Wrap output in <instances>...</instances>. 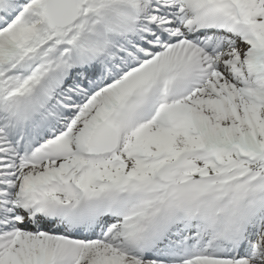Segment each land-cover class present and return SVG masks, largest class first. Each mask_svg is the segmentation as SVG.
Instances as JSON below:
<instances>
[{
    "label": "snow or ice",
    "instance_id": "snow-or-ice-1",
    "mask_svg": "<svg viewBox=\"0 0 264 264\" xmlns=\"http://www.w3.org/2000/svg\"><path fill=\"white\" fill-rule=\"evenodd\" d=\"M0 264H264V0H0Z\"/></svg>",
    "mask_w": 264,
    "mask_h": 264
}]
</instances>
